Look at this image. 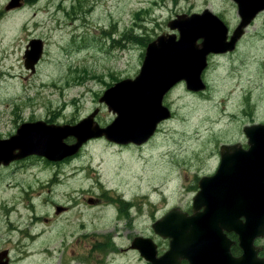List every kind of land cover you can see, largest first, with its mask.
Returning a JSON list of instances; mask_svg holds the SVG:
<instances>
[{"label": "rangeland", "instance_id": "1", "mask_svg": "<svg viewBox=\"0 0 264 264\" xmlns=\"http://www.w3.org/2000/svg\"><path fill=\"white\" fill-rule=\"evenodd\" d=\"M8 2L0 0L1 111L27 108L30 112L35 108V118H54L60 124L72 116L78 121L96 107L105 108L102 120L110 122L112 111H106V105L99 102L106 84L135 76L146 50L141 38L153 40L172 32L168 26L171 20L187 11L218 7L235 25L240 21L227 0H32L7 10ZM257 26L253 23L248 30ZM41 38L44 56L36 72L31 73L24 65L26 45ZM114 39L119 42L113 44ZM250 44L251 48L242 46L236 54L218 56L211 63L208 101H200V95L185 86L171 92L168 101L175 116L151 144L131 142L122 146L97 139L87 145L79 159L60 165L46 160L30 166L25 176L28 189L37 187L32 181L51 182L49 199L56 204L43 203L46 218L42 225L48 227L35 241L39 250L30 254L28 248L24 254L30 256L22 264H144L131 243L136 235L153 234L155 216L160 218L186 203L183 173H210L215 164L209 159L219 141L241 135V126L250 120L264 121V43ZM232 90L240 107L232 105ZM243 95L244 105L253 108H241ZM59 108L62 112L53 114ZM202 120H206L208 132L218 128L222 134L202 142L198 136ZM1 126L5 131L14 129L11 123ZM80 189L87 192L81 203H58L63 200L62 192ZM41 200L37 194L33 202L38 206ZM123 201L130 217L139 214L128 225V217L121 212ZM25 212L28 226L34 228L30 220L36 216L30 210ZM79 215L87 216L90 230H79ZM11 217L15 222L20 218L18 213ZM5 226L7 223L0 220V237L7 230ZM119 228L123 231L113 237ZM104 235L116 245L115 251L96 250ZM6 258L1 257L0 263L5 264Z\"/></svg>", "mask_w": 264, "mask_h": 264}, {"label": "water", "instance_id": "2", "mask_svg": "<svg viewBox=\"0 0 264 264\" xmlns=\"http://www.w3.org/2000/svg\"><path fill=\"white\" fill-rule=\"evenodd\" d=\"M261 1V6L250 7L249 11L241 8L243 21L240 27L248 25L264 8V0ZM20 6L22 0H11L6 9ZM168 25L179 29L180 38L166 33L158 36L147 46L140 74L134 80L118 82L100 98L118 114L110 125L100 127L95 123L96 112L73 126L46 124L44 121L25 123L19 135L11 141L0 142V153L12 152L13 158L37 153L50 160H62L77 153L91 137L105 135L109 140L121 143L147 141L158 124L171 116L170 109L162 103L165 94L182 80L187 81L191 90L205 89L201 73L207 66V56L212 52L233 50L235 38L241 34L237 30L233 39L226 42V25L209 10L191 16L180 15ZM200 38L203 42L198 44ZM43 48L42 39H33L27 45L25 64L32 71L42 57ZM244 130L249 149L223 148L224 159L218 173L200 180L201 190L194 198L195 214L187 217L179 208H173L158 220L156 233L173 237L170 251L157 257L150 238L139 236L133 240L132 247L139 249L147 261L180 264V257L187 256L192 264L194 261L197 264H213L214 261L219 264L225 229L239 235L245 251L243 257L233 264L264 263V259L257 260L251 252L254 239L264 235V124L246 126ZM70 135L77 140L67 144L64 140ZM17 149L19 152L15 153ZM0 162L7 163L6 160ZM227 170L230 171L227 173ZM240 215H246V223L238 221Z\"/></svg>", "mask_w": 264, "mask_h": 264}, {"label": "flooded vegetation", "instance_id": "3", "mask_svg": "<svg viewBox=\"0 0 264 264\" xmlns=\"http://www.w3.org/2000/svg\"><path fill=\"white\" fill-rule=\"evenodd\" d=\"M27 1H29V0H24V2H27ZM227 1L231 4L233 9L238 12V15L240 16V21L237 25H235L230 19H228L220 11V9L218 7L205 8L201 12L187 11L185 13L186 15L191 16L195 13H202L205 10L212 11L227 26V34L225 36L226 42H229L233 39V37L235 36V32L237 30H238V32L241 33L238 38H235V49L233 51L226 52V53H217V54L212 52L208 55L209 64H208V67L202 73V77H203L204 81L207 83V89L203 90V91H198V92L191 91L195 95L199 94L200 98H198V97L197 98L203 102L208 101V98H209L208 93L211 91V88H210V86H211L210 85V78H211V69H212L211 63L215 61L216 57L236 54L242 46L251 48L252 45L250 43H256V42L264 43V9L259 11L256 14V16L254 17V19L251 21V23L247 26L240 27L241 22H242V17H241V14H239L242 7H245V6L258 7L259 5L262 4V1L261 0H227ZM258 19H260V22L257 26ZM253 23H256L257 27L251 31L248 30V27L250 25H252ZM176 35H177V39H179L180 35L179 34H176ZM154 40L155 39H153V40L151 39L149 41V43L154 41ZM202 42H203V38L198 39V44H201ZM145 56H146V52L144 54V59H145ZM144 59H143V62H144ZM140 72H141V69L135 76H133V78L135 79L140 74ZM118 79H120V78H118ZM109 83L110 82H108L106 84L107 88L110 86ZM180 86H185L189 90L187 81L182 80V81L176 83L165 94L163 101H162L163 105L169 107L172 110V117L168 120L161 122L158 125L157 131L153 137L149 138L147 141H145L143 143H137V144L147 146L149 141H150L149 143L151 144V142L154 139H156L159 136V134L162 132L164 124L169 122L175 116V110L173 109L174 107L169 103L168 100H169V96H170L171 92L175 88H177V87L179 88ZM235 93H236V91L232 90L230 97L232 99V105L234 104L233 106L234 107L236 106V108H237V106L240 107V105H238L237 101L234 100V97L236 95ZM99 98H100V96H99ZM244 98H245V95H243V98H242L243 104H242L241 108H253V106H251V105H247V106L244 105ZM247 99H248V97H247ZM26 109L27 108H5V111H1V108H0V116L3 117V119L0 120V142L1 141H11L14 136L19 135V131L25 123L42 120L48 124H52V123L60 124V123H57L56 121H54V118H52L53 120H51L49 118L46 120H44L42 118L37 119L34 117V115H36L35 108H32V110L30 112H28ZM61 109H65V108H61ZM107 109L109 111H112L109 108H106V111H107ZM104 110H105V108L101 109L99 107H96L92 112V113L96 112L95 120L97 121V123L101 127L108 126L118 116V114L116 112L112 111L113 114H115V116L112 115V112H111V116H112L111 121L108 123H105L102 120V114L104 113ZM61 112L62 111L59 108V109L55 110L53 112V114H60ZM89 114H87L86 117ZM233 115L234 114H232L231 116H233ZM28 117H32V118L31 119H24V118H28ZM86 117L83 116L80 120L76 121L75 116H72V118L69 120V122H65V123H69L71 125H76L77 123L84 120ZM19 119H20V121H18ZM3 122H5L7 127L10 123L12 126H14V124H16L14 126L13 131H10V129H7V131H5L1 126ZM205 122H206V120H202L201 124L198 126L199 129H201V130H199L198 136L202 142H205L208 139H210V141L215 140L219 134H222L220 129H218V128H213L211 131L208 132V128L206 127ZM255 123H263L264 124V121L250 120L249 123H245L241 126V129H240L241 135H239L238 137H235L234 139H231V140L226 139V140L219 141L217 151L214 152L213 158L209 159V160H213V162L215 164V169L212 170L210 173H202V172L196 173V174H194V173L190 174L188 172L183 173V176L185 178V184L183 186V190L188 194L186 197V203L184 205L175 206L174 208H179L182 213L187 214L186 215L187 217H190L191 215L195 214L194 198L198 194V192L201 190V187L199 185L200 180L203 177H210V176H213L216 173H218L220 167L223 164L224 158H223V152L222 151L224 150L223 148L225 146H237L238 148H240L242 150L249 149V147H250L249 139L246 136L247 134H246L244 129L246 126H251ZM25 139H26V137L23 138L22 142H24ZM97 139L106 140L107 142H109L110 144H113V145L119 144L118 142L109 141L104 136L93 137V138H90L87 140V142L84 144V146L81 148V150L84 151V149L87 147V145L90 142L95 141ZM69 140L75 141V136L73 135V137H69L66 142L69 143L68 142ZM126 144L129 145V143H126ZM119 145L125 146V144H119ZM18 152H19V150L15 151V153H18ZM82 154L83 153H78V154L72 156L70 158V160L79 159ZM12 155H13L12 152L0 153V160H7V163H0V220L5 224L7 223V226H5V229H7V230H6L5 234L0 237V256L6 255V254H13V255L24 254V252L25 253L27 252L26 250L28 248H29V251L39 250L40 245H39L38 241L37 242H35V241L37 240V238L39 236L42 235V232L46 231L45 229L48 227L47 225H42V219L46 218L43 203L44 204H46V203L54 204V201H55V200L49 199V196L52 193V187H51L52 183L49 182L48 185H45L43 182H39V184H38V183L32 181V183L37 187H31L30 186V188L28 189L29 184H28L27 178L25 177L29 173V167L30 166H34L39 161L44 162V161H46V159L43 157L36 156V155H32L30 157L22 156L19 158H13ZM60 163L61 162H58L55 164L60 165ZM229 171L230 170H227V173ZM76 173H77V170H75V172L73 173V176H75ZM85 190H88V188H85ZM106 190H107V188H106ZM86 193L87 192L83 191L82 189L74 190L72 193L62 192V194H59V195H60V198H62L63 200L58 201V203H66V202H71V201L73 203H81L86 198L85 197ZM37 194H40V197L42 199L41 203H39L38 206L33 202L35 200V196ZM55 204H56V201H55ZM87 207L88 206L85 205V208H87ZM112 207H114V206L112 205ZM63 208H66V207L63 206ZM171 209H173V208H171ZM203 209L204 208H201V210H203ZM28 210H30L32 212L33 217H34V215L36 216L35 220H30V222L34 224V228L29 227L27 224V220H25L28 217V214L25 211H28ZM220 210H218L217 212H219ZM1 211L7 212V215L4 216ZM13 213H18L20 216V218L18 219L17 222L12 220L11 216ZM129 214L130 213L128 212V215H127L128 221L126 223L127 225L130 222L131 223L134 222V219H135L134 217L139 216L138 212H136L135 215L132 217H130ZM165 214H163L160 218H158L156 216L153 218L154 219V221L152 222L153 234L151 236L143 235V234L136 235V237L141 236L144 238H150L152 240L153 246H155L156 250H157V257H161L164 254H166L168 251L171 250V240L173 239V237L171 235L164 237L163 235H161L160 233H156V231H155L156 224H157L158 220H160ZM79 216L81 217V222L79 223V225H80L79 230L82 228L90 230V227L88 228L89 222L86 220L87 216L86 215H79ZM225 221L228 222L229 220H225ZM238 221L242 222V223H246L247 222L246 215H240L238 218ZM120 229L121 228H119V230H117L116 233H113L114 234L113 237L120 235L119 233L121 231H123L122 229L121 230ZM79 230H77V232H79ZM30 231H31V233H30ZM15 235H18V237H14ZM223 235H225V237H224V239L223 238L221 239V256H220V263L219 264H233L234 261L243 257L245 251L242 248L241 242L239 241V235L236 234L234 231H227L224 229ZM30 236H31V239H30ZM105 239H107L106 235L102 236L103 242L101 243V248H96V250L106 252V251H108V249L111 248V249H113L112 251H115L116 245L114 243H112L111 238L107 239L106 241H105ZM263 241H264V235L260 236V237H256L253 241V245H252L253 248H251V252L254 253L255 258L259 261L264 259V243H263ZM30 242H32V243H30ZM131 249L133 251L134 250L138 251L139 254L142 256L141 251L139 249L132 247V243H131ZM144 249H143V252H144ZM117 252L119 254H121L120 251H117ZM42 255H46V253L42 252ZM142 257L144 259V264H154L151 261H147L144 256H142ZM115 263H120V262H115ZM193 263L197 264L196 261H194ZM180 264H192V262L190 261V259L187 256H184V257H180ZM213 264H216L215 261L213 262Z\"/></svg>", "mask_w": 264, "mask_h": 264}, {"label": "trees", "instance_id": "4", "mask_svg": "<svg viewBox=\"0 0 264 264\" xmlns=\"http://www.w3.org/2000/svg\"><path fill=\"white\" fill-rule=\"evenodd\" d=\"M32 0L29 1V3L31 2ZM129 35H131V33H129ZM141 40L143 41L144 45L146 46L148 44V42L151 40V39H145V38H141ZM117 42H119V40H113V44H117ZM144 46V47H145ZM84 74V73H83ZM85 75V74H84ZM87 76V75H86ZM126 205L127 203L123 202V208L121 209V212L127 214V211L125 210L126 208ZM102 243V242H101ZM101 243H98L97 245H95V248H101Z\"/></svg>", "mask_w": 264, "mask_h": 264}]
</instances>
